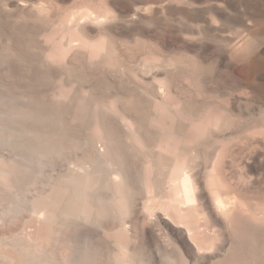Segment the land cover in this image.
Returning <instances> with one entry per match:
<instances>
[{
    "label": "rangeland",
    "instance_id": "374dc122",
    "mask_svg": "<svg viewBox=\"0 0 264 264\" xmlns=\"http://www.w3.org/2000/svg\"><path fill=\"white\" fill-rule=\"evenodd\" d=\"M0 116V264H167L154 235L187 223L215 235L189 263L213 264L236 243L210 177L230 210L261 208L264 255V0H0ZM177 166L200 214L163 206Z\"/></svg>",
    "mask_w": 264,
    "mask_h": 264
},
{
    "label": "bare ground",
    "instance_id": "6f19581e",
    "mask_svg": "<svg viewBox=\"0 0 264 264\" xmlns=\"http://www.w3.org/2000/svg\"><path fill=\"white\" fill-rule=\"evenodd\" d=\"M0 118H2V117L0 116ZM2 143H4L6 145V142L3 141ZM0 147H1V145H0ZM101 156L103 157V166L107 167L110 170H111V168L113 169L115 167V163L113 162V160L110 157H107L105 155H101ZM103 166H100L98 164L97 167L98 168L100 167V170L102 171L101 168H103ZM98 174H101V173H98ZM118 176H120V175L118 174ZM101 179H102V176H101ZM169 182L171 184H170V188H169L168 201H166V204H163V206H165V208L170 209V211H172L173 213L178 214V215H181L185 211L187 212V210L192 209V208L195 209L194 213H196V214H200V212H202V210H200V207L203 206V203L200 205L199 200L202 198V199H204L205 203H207V198H205V196H200V197L197 196L196 185L194 188L192 177L188 175V173L184 170L183 167L177 166L174 168V170L170 176ZM115 183H117L118 185H115L113 187L112 185ZM216 184H217V182L215 183V181L211 177L208 178V181L206 182V186L209 188V191H210L209 201L214 206V208L218 212V214L225 219V221L227 223V227L231 231V235H232V238L234 240V243H236V244L232 245V247L228 249V251L225 253V255L222 256L223 258L221 260H219L213 264H262V260L264 261V255L262 254V251H261V254H262L261 257L262 258L259 259L258 261H256L257 259L255 258L254 253H253L254 250L250 249V248H252L251 246L255 245V242L253 241L254 238H253V236H250V235H251L252 231H254V233H255V231H257L262 224V223L261 224L257 223V222H259L260 219H262V218L259 219L260 213H258L259 214L258 218H256L257 214H255L257 211H261L260 207L262 205L259 207L260 210H257V211L253 210L254 215H256V216H254L252 214L253 211L251 212V214L253 216L251 214H247L244 216H242V214H237L234 211L230 210V207L227 205L228 203L226 204V202L219 195V192H218L219 188L217 186L218 184L217 185ZM109 185H110V187H112V193L110 195L112 206L115 207L119 212L126 213L129 210V197L130 196H128L126 193L127 188H126L124 181L121 178H119L118 180L111 179V182L109 183ZM127 187H130V186H127ZM82 189H85V188L82 187ZM127 191H129V190H127ZM73 192H74V190H73ZM82 194H84V191ZM85 195H86V193H85ZM131 200H130V204H131ZM155 200H156L155 198L150 199V201L145 206L146 211L151 212L154 209L153 207H155V205H154ZM131 206L132 205H130V207ZM259 208H256V209H259ZM165 215L167 217L162 219L164 221V223L168 224L170 227H174L172 224H169L170 213H167ZM262 216H264V215H262ZM205 219H206V216H205ZM257 219H259V220L257 221ZM42 220H43V217L41 214V216H38L37 221H36L39 228H42ZM168 220H169V222H167ZM207 220H205V221H207ZM196 222H198V218H197ZM208 222H211L209 229L214 228V226L217 225V219L216 218H212ZM204 223H206V222H204ZM187 224L186 225L184 224V225L186 227L185 228V230L187 232L186 235L189 236V238L185 237V234L183 233V231L179 233V240H176V238L172 239L170 236H167V235L164 237L162 235H159V234L154 235V237H155L154 239H156L157 242H159V245L161 247L159 251L160 252L163 251L162 257H165L163 259L167 262V264L176 263V261H174L170 258L172 253L173 254L175 253L174 255H176V258H177L176 260L179 261L180 264H190L189 260H188V255H192V253H194V251H193L194 248H195V250H197L199 252L202 250L210 249L212 247V245L211 246L207 245L209 247H207L205 245L206 247H203L200 245L199 241H200L201 237H204L206 239H211L215 235H212L211 232H205V231L200 232V231H198L197 227L192 228L189 225V223H187ZM203 227H204V224H203ZM205 227H207V223L205 224ZM30 228H31V226H30ZM207 228H205L204 230H207ZM212 232H213V234H218L217 232L215 233V231H212ZM258 236H260V235H258ZM151 239H153V238H151ZM111 241H113L115 246L119 247L120 249H123L124 241L122 239V233H120V231L112 234ZM156 248H159V246H157ZM161 249H162V251H161ZM262 249H264V248H262ZM247 251L250 253V255H247L248 254ZM245 252H247V253H245ZM1 255L3 256L2 252H0V256ZM2 256H1V258H2ZM160 256H161V254H160ZM251 256H254V258H252ZM153 261H152L153 264H155V260H153Z\"/></svg>",
    "mask_w": 264,
    "mask_h": 264
}]
</instances>
